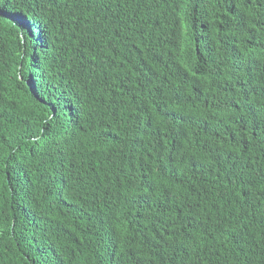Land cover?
<instances>
[{
	"label": "trees",
	"instance_id": "16d2710c",
	"mask_svg": "<svg viewBox=\"0 0 264 264\" xmlns=\"http://www.w3.org/2000/svg\"><path fill=\"white\" fill-rule=\"evenodd\" d=\"M0 264H264V0H0Z\"/></svg>",
	"mask_w": 264,
	"mask_h": 264
}]
</instances>
